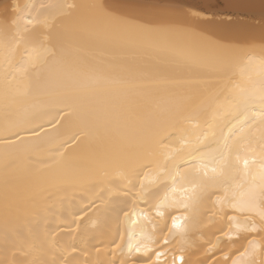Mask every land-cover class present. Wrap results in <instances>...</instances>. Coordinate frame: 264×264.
Instances as JSON below:
<instances>
[{
	"label": "snow or ice",
	"instance_id": "6c2138e0",
	"mask_svg": "<svg viewBox=\"0 0 264 264\" xmlns=\"http://www.w3.org/2000/svg\"><path fill=\"white\" fill-rule=\"evenodd\" d=\"M13 13H0L4 240L41 199L79 193L77 229L101 214L115 223L108 258L81 261L87 239L73 236L58 259L53 237L46 264H189L185 244L201 215L220 213L221 236L244 234L225 261L264 264V36L258 46L217 39L189 26L199 13L141 0L16 4ZM177 71L190 75L168 74ZM44 115L53 127L72 121L71 135L36 143Z\"/></svg>",
	"mask_w": 264,
	"mask_h": 264
},
{
	"label": "bare ground",
	"instance_id": "6f19581e",
	"mask_svg": "<svg viewBox=\"0 0 264 264\" xmlns=\"http://www.w3.org/2000/svg\"><path fill=\"white\" fill-rule=\"evenodd\" d=\"M81 2H85V0H1L0 13L7 12L8 15H13V6L16 4L38 6L49 3ZM141 2L169 6L183 12L199 13L198 17L189 16L187 18L189 26L195 32H203L217 39L238 43H255L258 46L264 36V0H141ZM94 55L104 57L105 53L96 51ZM158 74L154 70L145 73L149 77ZM168 74L175 78H187L190 75L179 71ZM163 98H165V94L161 93V99ZM49 118L48 115H44L37 121L44 123V131L40 132L41 141H35L30 133L26 135L36 143H46L57 137L63 139L71 135L72 121H64L62 125L58 124L53 127L47 123ZM55 118L59 119V116ZM44 132L48 133L47 137ZM26 183L27 179L22 178L21 185ZM78 197L79 193H77V198L64 200L63 203L58 197H53L50 200L41 199L35 211L21 218L19 234H11L7 242L3 237V222L0 219V264H46L52 259V256L46 251V242L55 238L59 246L56 253L59 259L65 250L70 251L68 246L74 243L73 236H85L87 239L86 245H77L78 248H87V255L81 256V261L89 257L94 259L97 255L101 259H107L105 253L115 233V223L106 221L101 214L99 217L93 216L88 219L77 229L74 220L83 206V201ZM228 211L230 213V210ZM173 214L180 215L181 213L174 212ZM222 215L223 213L214 216L201 215L196 234L191 236L185 244V247L189 249L185 252V259L189 264H231V259L226 262L225 256H231L236 248L244 243L242 239L244 234H241V239L238 241H228L227 238L221 236L220 230L227 227L226 220L221 218ZM166 220L171 227V219L166 217ZM130 227L133 228L132 242L135 243L139 239V224L130 225ZM218 236H220L219 242L217 241ZM41 246H44V251L40 250ZM176 247H180L179 237H177ZM96 248H100L99 253L96 252ZM72 255L79 256L80 253ZM136 259L135 256L126 257L127 264H134ZM170 259L171 257H169Z\"/></svg>",
	"mask_w": 264,
	"mask_h": 264
},
{
	"label": "rangeland",
	"instance_id": "374dc122",
	"mask_svg": "<svg viewBox=\"0 0 264 264\" xmlns=\"http://www.w3.org/2000/svg\"><path fill=\"white\" fill-rule=\"evenodd\" d=\"M0 1H1V0H0ZM218 3H219V2H218ZM218 3H217V4H218ZM220 4H221V3H220ZM256 22H258V21H256Z\"/></svg>",
	"mask_w": 264,
	"mask_h": 264
}]
</instances>
